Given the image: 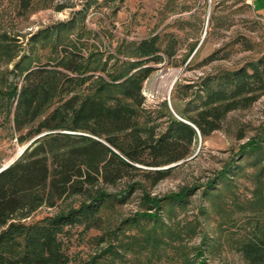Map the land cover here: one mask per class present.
<instances>
[{
    "label": "rangeland",
    "instance_id": "rangeland-1",
    "mask_svg": "<svg viewBox=\"0 0 264 264\" xmlns=\"http://www.w3.org/2000/svg\"><path fill=\"white\" fill-rule=\"evenodd\" d=\"M20 3L0 0L2 165L30 141L16 139L9 114L14 100L6 92L21 83L14 66L21 59L23 66L55 62L63 48H72L91 60L89 67L105 61L111 72L130 59L136 42L159 34L165 51L161 62L151 63L137 116L148 135L164 130L171 117L183 119L178 109L204 76L264 53V11L254 0H30L26 9ZM106 72L94 71L107 79ZM251 142L258 151L250 150ZM190 150L183 160L162 166L170 171L156 183L133 171L104 186L118 192L134 184V190L123 203L101 210L99 227L71 228L68 264H249L241 244L264 229V92L226 113L220 127ZM233 165L230 180L217 179L208 188L220 170ZM181 190V202L166 201ZM145 197L161 199L160 207L149 206ZM79 199L43 204L25 220L55 214ZM153 211L155 222L141 215Z\"/></svg>",
    "mask_w": 264,
    "mask_h": 264
},
{
    "label": "trees",
    "instance_id": "trees-1",
    "mask_svg": "<svg viewBox=\"0 0 264 264\" xmlns=\"http://www.w3.org/2000/svg\"><path fill=\"white\" fill-rule=\"evenodd\" d=\"M29 3L20 4L26 9ZM132 50L111 72L105 61L89 67L91 60L72 48H63L55 62L23 66L21 59L14 65L21 83L6 92L14 100L9 114L16 139L23 143L42 135L0 170V264H68L71 228L99 227L101 210L123 203L134 190V184L118 192L104 186L133 171L152 177V183L163 179L170 168L162 166L186 158L199 136L203 140L217 130L226 113L251 105L264 92L262 53L238 68L204 76L178 109L183 119L171 117L160 133L143 135L137 120L142 85L165 49L155 34ZM257 146L248 147L255 152ZM236 167L220 170L208 188L217 179L230 180ZM71 196L80 199L55 214L25 220L41 205L55 207ZM185 196L181 190L166 201L179 203ZM160 200L145 197L153 208ZM141 215L153 222L158 217L154 211ZM240 251L249 264H264V229L243 241Z\"/></svg>",
    "mask_w": 264,
    "mask_h": 264
},
{
    "label": "water",
    "instance_id": "water-1",
    "mask_svg": "<svg viewBox=\"0 0 264 264\" xmlns=\"http://www.w3.org/2000/svg\"><path fill=\"white\" fill-rule=\"evenodd\" d=\"M40 135H42V134H40ZM40 135H37V136H35L34 138H32L30 141H29V143L25 146V147H27L34 139H36L37 137H39ZM199 140H201L200 139V136H199ZM24 147V148H25ZM23 148V149H24ZM23 149L19 152V154L18 155H20L21 154V152L23 151ZM15 159V158H14ZM14 159H11V160H9L7 163H5V164H3L1 167H0V170L1 169H3L4 167H6L7 165H9L10 163H12V161L14 160Z\"/></svg>",
    "mask_w": 264,
    "mask_h": 264
},
{
    "label": "crops",
    "instance_id": "crops-1",
    "mask_svg": "<svg viewBox=\"0 0 264 264\" xmlns=\"http://www.w3.org/2000/svg\"><path fill=\"white\" fill-rule=\"evenodd\" d=\"M255 8L264 11V0H254Z\"/></svg>",
    "mask_w": 264,
    "mask_h": 264
}]
</instances>
